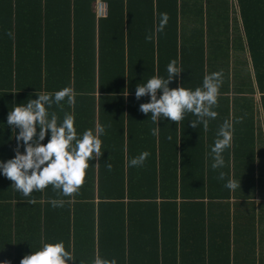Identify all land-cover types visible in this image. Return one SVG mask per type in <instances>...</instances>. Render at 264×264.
<instances>
[{"label": "crops", "instance_id": "obj_1", "mask_svg": "<svg viewBox=\"0 0 264 264\" xmlns=\"http://www.w3.org/2000/svg\"><path fill=\"white\" fill-rule=\"evenodd\" d=\"M7 3L8 0H0V56L11 53L13 60L17 59L28 74H32L29 81L21 75L20 83L43 86L42 92L52 85H66L65 76L72 71L69 85L81 87L78 92L70 87L73 96L79 99L76 103L80 107L87 103L89 107V110L79 111L84 117L77 112L73 115L74 126L80 128L76 129L78 134L93 129L102 141L101 148L109 145L108 153L122 151L124 145V154H120L126 165L147 151L149 156L144 166L172 163L187 166L202 161L208 172L212 163L211 146L220 126L227 120L233 125V141L224 153L225 167L218 171L229 173L236 181L255 179L257 182L260 173L264 176V94L258 85L255 64V53L262 42L259 36L260 22H264V0H110L108 16L102 19L97 17L95 0H13L9 17L3 8ZM161 13L168 14L163 30L159 28ZM146 35L151 39L146 40ZM172 60L181 72L170 82L171 88L201 86L205 75L222 72L217 104L213 108L217 116L209 120L207 129L203 125L194 128L191 121L196 117L187 113L179 122L158 121L159 129L153 134L156 124L150 114L139 110V105L148 102L149 97L145 95L138 100L135 92L126 91L123 99L115 93L107 94V105L102 110L100 84L136 86L153 75L167 77L166 68ZM2 75L5 73H1V79ZM32 92L28 90L18 95L21 97V101L18 97L19 102L36 99ZM16 102L14 104L19 103ZM11 109L6 107L2 111L5 121L0 123L3 124V135L9 136L5 146H1L4 155L0 160L4 161L14 156L17 147L12 144L15 132L6 123ZM50 112H55L62 120L68 113L66 99L60 105L53 104ZM101 127L102 134L99 132ZM180 130L185 138L179 135L176 138L175 133ZM122 133L123 140L115 137H121ZM47 139L46 136L44 143ZM117 140L120 145H116ZM128 145L133 149L129 155ZM20 151H23L22 146ZM95 161L98 162V157ZM228 166L230 168L226 169ZM4 179L0 175V181ZM242 188L236 194L232 193L230 206L205 207L204 212L210 211L209 216H197L199 208L190 205L183 211L178 209L177 224L171 213L166 214L165 223L158 226V231L157 226L146 231L141 222L153 207L134 208L132 212L138 223L136 227L131 224L130 237H127L132 253L144 258L146 247L150 250L155 245L154 258L157 243L161 248L162 245L172 246L176 241L174 260H183L185 264H209L212 254L216 255L211 246L217 244L215 237L218 236H213L208 226L211 213H215L224 216L222 220H228L223 229L218 225L215 229L218 233L221 231L225 239L228 232L231 236L228 244L222 241L220 244L229 247V252L222 248L218 255L223 257L228 253L232 264H264V191L242 192ZM43 197L42 203H49ZM57 202L61 206L44 207L42 212L57 215L52 216L56 217V224L49 231L50 235L65 229L64 217L73 218L76 211L72 204L68 214L61 198ZM31 203L35 207L36 202ZM180 218L181 221L183 218L188 220L184 230ZM142 232L149 233L148 237H143ZM180 239L185 243L179 242ZM62 241L76 259L69 264H79L84 259L90 262L85 264H91L94 248L81 254L77 253L80 251L79 237L72 235L69 240ZM107 241L121 248L125 246L114 239ZM114 252L111 250L112 259L118 263L119 256ZM125 254L129 255L126 249Z\"/></svg>", "mask_w": 264, "mask_h": 264}, {"label": "trees", "instance_id": "obj_2", "mask_svg": "<svg viewBox=\"0 0 264 264\" xmlns=\"http://www.w3.org/2000/svg\"><path fill=\"white\" fill-rule=\"evenodd\" d=\"M5 1V0H3ZM96 2V0H95ZM13 0H8L7 4H3V8L6 9V13L9 17L12 10ZM2 8V9H3ZM6 13L3 14V21L6 20ZM260 40L258 52L256 55V72L258 85L264 94V22H260ZM8 60L10 62L8 63ZM1 73H5L2 75ZM25 75L26 81L31 79V75L23 68L20 62L16 59L13 60L11 53L3 54L0 56V123H4L5 118L3 110L8 107L12 108L14 101L19 102L18 95L25 94L28 90L36 92H42L43 86H27V84H21V77ZM73 77L72 71H68L65 76L67 79L66 85H52L46 89L48 93H54L64 87H72L68 81ZM5 79H7L5 81ZM5 82V83H3ZM19 83L18 86H15ZM198 86H189L188 88L195 89ZM75 92L81 89L79 85L72 87ZM91 89V88H88ZM136 86L130 85H104L100 84L98 91L100 96L103 97V109L107 105V94L121 95L128 92H135ZM250 93L254 92L251 88ZM96 90L94 89V93ZM98 92V93H99ZM16 95V97H14ZM75 98L74 106L69 105L66 102L67 112L75 115V112L80 117H84L79 111L89 110L87 103H84V107H80ZM16 99V100H15ZM67 99V98H66ZM264 99V95H263ZM21 101V97H20ZM16 102V103H17ZM20 103V102H19ZM77 126V123H75ZM88 125V124H87ZM2 126L0 125V157L4 155V150L1 146H5L7 137L1 132ZM76 128V127H75ZM80 129V128H76ZM175 133L176 138L178 135L181 138H185L181 130ZM183 135V137H182ZM117 139H122V136H115ZM128 138V137H127ZM12 144L16 145L17 142L13 139ZM130 144V143H129ZM116 145H120L119 141H116ZM101 148V156L98 157V162L95 158L89 161V167L86 169V175L83 184L80 188L71 194L70 196L64 195L62 197L57 195L58 191L53 189L51 185L41 191L33 190L30 196L25 197L22 193L16 191L12 185V181L5 177L4 181H0V261H8L10 264H20L22 257L30 252L38 250V246L42 244L43 240L47 242L69 240L72 235L76 238H80L79 250L77 253L83 254L86 249L93 250L94 255H99L106 259H112L114 256L111 254V250L115 251L114 254L119 256L120 261L117 264H185V261L174 260L176 253L177 243L174 241L172 246L162 245L161 248L157 243V253L153 258V248L150 250L146 247L147 256L144 258L139 257L132 253L130 238L131 224L136 227L138 219L132 212L134 208L138 206L153 207L151 212L147 213L145 219H141L146 231L148 228H152L159 225H164L166 214L171 213L174 216V223L177 224V211L180 208L181 211L187 205L191 207L199 208L202 217L209 216V212H204L205 207L212 208L213 206L231 205L232 193L236 194L242 187V192H249L252 190L264 191V176H259V180L255 179L240 181V187L235 190H229L225 187L227 179L231 177L229 173H225V178L222 180L219 178L218 169L213 170L209 167V171L206 172L203 162L200 161L198 165H178L172 163L171 165L164 164L163 166H130L125 164L123 160L124 145H122V151L109 152L107 147ZM131 154L133 149H127ZM202 156V153H200ZM106 164H111V170L106 167ZM230 167H226L229 169ZM180 169V170H179ZM223 169V168H222ZM161 174V176L158 175ZM4 177V176H3ZM262 178V179H261ZM49 203L43 202L44 197ZM63 201V205H66L67 213H70L71 206L76 208L73 218L70 216L64 217L65 229H61L59 232L49 234V231L56 224L57 215H52L50 211L43 212V208L52 206L50 201H59V198ZM55 197V198H52ZM125 198L128 201H125ZM206 199V201H205ZM73 200V201H72ZM36 202L33 207L31 202ZM65 202V203H64ZM74 202L76 204L74 205ZM58 207V206H57ZM39 210V212H37ZM115 210V211H114ZM148 210V209H147ZM172 216V217H173ZM224 216L221 214L211 213L210 222L208 226L211 227L213 236L215 237L217 244L211 246L212 252L216 255L210 259L209 264H232L231 258L227 253L226 256L220 257L218 255L222 248H225L229 252V247L221 244L229 242L231 236L228 232L227 237L223 238V233L215 229L218 225L221 229L227 225L228 220H222ZM73 220L74 223L71 221ZM53 224V225H52ZM188 226V220L180 218L181 228L184 230L185 226ZM144 237H148L149 233H141ZM226 237V236H225ZM124 244V248L120 245H113L108 243L107 240H112ZM130 243V245L126 243ZM181 243H185V240H179ZM180 248V247H179ZM111 249V250H110ZM125 249L128 251V256L125 254ZM181 250V249H180ZM216 251V252H215ZM173 257V258H172ZM85 258V256H84ZM15 259V260H14ZM224 259V260H222ZM81 262L90 263L87 260Z\"/></svg>", "mask_w": 264, "mask_h": 264}, {"label": "clouds", "instance_id": "obj_3", "mask_svg": "<svg viewBox=\"0 0 264 264\" xmlns=\"http://www.w3.org/2000/svg\"><path fill=\"white\" fill-rule=\"evenodd\" d=\"M167 22L168 14L161 13L160 30ZM145 39L150 40L151 36L146 35ZM166 71L167 77L153 75L146 82L138 83L135 89L138 100L145 95L149 97L148 102L139 105V110L150 114L149 117L156 124L153 134L159 129L158 121L167 119L179 122L187 113L196 117L191 121L194 128L203 125L207 129L209 120L217 116L213 108L217 104L222 72L205 75L201 86L192 89L184 85L169 87L170 82L181 72L175 60L168 63ZM35 95L36 99L28 98L26 102L13 104L7 114L6 123L15 132L17 147L12 158L0 160V175L10 179L13 182L11 187L25 197L30 196L33 190L41 191L49 185L64 196H70L83 184L89 161L101 156L102 141L93 129L78 134L72 114L65 113L60 120L55 112H50L53 104L60 105L66 98L69 105L75 102L70 87L54 93L36 92ZM103 131L101 127L99 132L102 134ZM46 136L48 139L44 143ZM232 141L233 125L226 120L220 126L210 149L213 170L225 167L224 153L231 148ZM21 146L23 151H20ZM148 156L149 153L144 151L132 158L129 165H143ZM106 167L111 170V164H106ZM219 178H225L223 171L219 173ZM225 187L229 190L240 188V180L229 177ZM50 203L53 207L61 206L56 200ZM75 260L72 251L66 250L61 240L43 242L38 250L31 249L30 253L22 257L20 264H69ZM0 264L10 262L0 261ZM91 264H117V261L96 255Z\"/></svg>", "mask_w": 264, "mask_h": 264}, {"label": "built area", "instance_id": "obj_4", "mask_svg": "<svg viewBox=\"0 0 264 264\" xmlns=\"http://www.w3.org/2000/svg\"><path fill=\"white\" fill-rule=\"evenodd\" d=\"M110 0H96V13L98 19L106 18L108 16V5Z\"/></svg>", "mask_w": 264, "mask_h": 264}]
</instances>
